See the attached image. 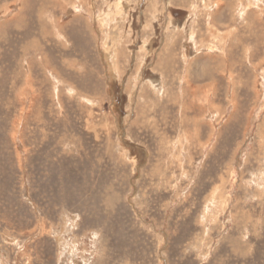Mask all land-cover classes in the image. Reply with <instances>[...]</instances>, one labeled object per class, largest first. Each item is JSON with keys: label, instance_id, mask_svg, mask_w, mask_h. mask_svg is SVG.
Wrapping results in <instances>:
<instances>
[{"label": "rangeland", "instance_id": "rangeland-1", "mask_svg": "<svg viewBox=\"0 0 264 264\" xmlns=\"http://www.w3.org/2000/svg\"><path fill=\"white\" fill-rule=\"evenodd\" d=\"M0 264H264V0H0Z\"/></svg>", "mask_w": 264, "mask_h": 264}, {"label": "bare ground", "instance_id": "bare-ground-1", "mask_svg": "<svg viewBox=\"0 0 264 264\" xmlns=\"http://www.w3.org/2000/svg\"><path fill=\"white\" fill-rule=\"evenodd\" d=\"M58 2V1H57ZM220 4V3H219ZM221 6V5H220ZM225 6V5H224ZM17 7V6H16ZM216 7V6H215ZM214 9V8H213ZM218 9V8H217ZM222 9V8H221ZM208 10V9H207ZM220 11V8L218 9ZM153 51V50H152ZM251 134V133H250ZM41 201V200H40ZM72 208V207H71ZM66 215V214H65ZM40 221V220H39ZM36 230V229H35ZM80 248V247H79ZM72 249V248H71ZM75 250V249H74Z\"/></svg>", "mask_w": 264, "mask_h": 264}]
</instances>
